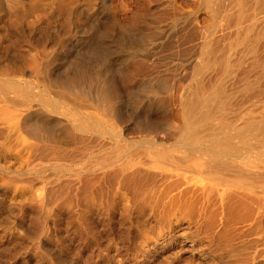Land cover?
<instances>
[{
	"label": "bare ground",
	"instance_id": "6f19581e",
	"mask_svg": "<svg viewBox=\"0 0 264 264\" xmlns=\"http://www.w3.org/2000/svg\"><path fill=\"white\" fill-rule=\"evenodd\" d=\"M152 3L153 21L178 20L175 0ZM203 3L226 34L214 38L198 27L194 12L184 30L174 25L164 50L186 59L178 121H172L177 75L138 80L141 53H153L157 44L153 31L121 35L128 51L117 58L119 80L110 75L105 52L83 49L86 34L73 41L66 59L51 57L22 76L0 73V152L6 155L0 217H9L7 201L22 200L15 211L37 228L28 238L40 257L68 264L42 239L76 241V256L86 247L104 252L91 214L109 221L111 235L119 214L117 248L167 239L172 216L180 214L177 224L189 225L170 240H180L181 264H195L196 257L264 264V0ZM95 37L102 42L107 32ZM125 91L143 104L140 118L127 112ZM61 209L77 220L72 232H56Z\"/></svg>",
	"mask_w": 264,
	"mask_h": 264
},
{
	"label": "rangeland",
	"instance_id": "374dc122",
	"mask_svg": "<svg viewBox=\"0 0 264 264\" xmlns=\"http://www.w3.org/2000/svg\"><path fill=\"white\" fill-rule=\"evenodd\" d=\"M175 1L181 12L178 20L168 18L158 23L153 21L152 0H0V73L22 76L35 70L38 64L45 63L51 57H60L62 60L66 57V52L71 49L73 41L77 40L80 34H86L90 36V39L83 49L93 48L100 53L105 52L108 57L110 75L119 80L123 65L117 58L121 51H128L126 46L120 44L121 35H126L128 32L140 34L141 31H153L159 34L155 39L157 44L153 47V53L148 50L141 53L145 60V68L137 74L138 80L168 73L177 75L173 82L172 121H178L176 105L184 85L181 77L186 71L185 66H182L186 59L183 53L164 50L174 33L173 27L176 26L177 31L184 30V24L189 26L190 19L187 14L194 12L198 27L213 32L214 38L215 36L223 37L226 32L225 26L214 21V11L208 9L203 0ZM257 15L260 17L259 14ZM102 30L107 32V39L100 42L96 40L95 34ZM113 33L115 39L112 38ZM66 46L67 48L64 49ZM135 88L139 89L138 86ZM130 97L125 91L124 102L127 112L133 114L131 119L135 120L143 115L141 110L143 104L138 100L132 102ZM5 157L6 155L0 152L2 162L5 161ZM0 198L5 197L0 195ZM16 200H18L17 203H15ZM19 201L22 200L16 198L11 202L7 201L6 205L12 209L9 214V208H5V213H8L9 217H0V264H56L45 256L40 257L36 244L29 240L28 235L35 233L37 228L31 220H25L18 211H15ZM70 213L73 215L65 209L57 211V215L63 222L62 228L56 230L57 233H63L65 229H70L68 232H72L73 228H76L77 220L70 216ZM178 218H182L180 214L172 216V225L175 227L170 228L171 232L168 231L170 234L166 236L167 239L159 235V238L155 240L148 239V242L130 243L127 248H117V246L114 247L117 242V231L123 228L118 226L119 214L111 220L114 235L105 230L108 220L94 218L91 214V219L96 222L102 232L101 241L106 244L104 252L98 249L93 250V247H86L80 250V256H76V253L71 251L76 247V241L73 240H67V244L62 245L56 241L42 239V246L50 251L56 260L66 259L68 264H181L177 258L183 249L179 246L180 240L173 242L170 238L174 237L177 231V233L185 231L189 223L185 219H180L178 225ZM132 223H135V220H132ZM49 224V230L54 233L52 219ZM129 224L124 222L123 225ZM157 233L164 232L161 230ZM203 243L198 246L202 247ZM189 245L187 244L185 248L189 249L187 248ZM193 261L195 264H222L198 257Z\"/></svg>",
	"mask_w": 264,
	"mask_h": 264
}]
</instances>
